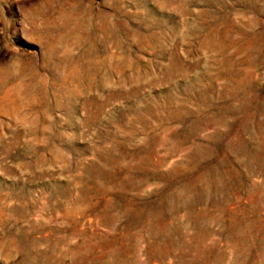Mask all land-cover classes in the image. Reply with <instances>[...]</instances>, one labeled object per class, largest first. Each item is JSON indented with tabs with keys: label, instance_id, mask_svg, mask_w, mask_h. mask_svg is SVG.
I'll list each match as a JSON object with an SVG mask.
<instances>
[{
	"label": "rangeland",
	"instance_id": "374dc122",
	"mask_svg": "<svg viewBox=\"0 0 264 264\" xmlns=\"http://www.w3.org/2000/svg\"><path fill=\"white\" fill-rule=\"evenodd\" d=\"M0 264H264V0H0Z\"/></svg>",
	"mask_w": 264,
	"mask_h": 264
},
{
	"label": "bare ground",
	"instance_id": "6f19581e",
	"mask_svg": "<svg viewBox=\"0 0 264 264\" xmlns=\"http://www.w3.org/2000/svg\"><path fill=\"white\" fill-rule=\"evenodd\" d=\"M20 252V251H19Z\"/></svg>",
	"mask_w": 264,
	"mask_h": 264
}]
</instances>
